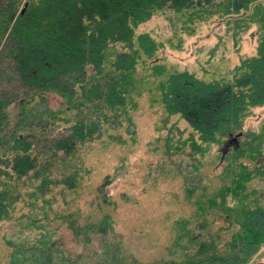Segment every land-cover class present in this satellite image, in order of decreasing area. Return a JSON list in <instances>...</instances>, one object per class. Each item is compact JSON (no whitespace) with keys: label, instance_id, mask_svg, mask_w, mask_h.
<instances>
[{"label":"rangeland","instance_id":"1","mask_svg":"<svg viewBox=\"0 0 264 264\" xmlns=\"http://www.w3.org/2000/svg\"><path fill=\"white\" fill-rule=\"evenodd\" d=\"M24 5L25 2H20L15 14ZM209 11L201 9L200 14H192L190 18V14L182 16L166 9L137 28V31H148L158 41L156 52L162 57L160 67L163 71H186L201 79L231 80L235 72L236 75L241 72L246 61L258 55L263 42L264 0L252 2L246 15L237 21L220 18ZM2 39L0 48L4 43ZM11 65L10 58L4 55L0 62V103L6 110L4 126L16 123L17 102L21 93L30 88L20 77L9 79ZM158 93L159 89L150 87L136 97L135 106L128 107L134 135L131 134L132 124L123 121L117 125L123 115L113 117L110 130L95 121L86 123L80 134L70 135L69 124H56L47 130L48 139H45L52 149L51 153L46 152L47 156L60 159L69 155L64 162L58 160L57 163L60 162L65 170L70 167L69 172L73 173L70 177L77 183L65 188L61 183L52 184L49 178L39 182L38 171L32 173V168L28 171L31 173L25 175L32 179V184L7 185L5 189L0 185V191L11 203L7 208L11 216L0 218V264L13 256L27 260L36 250L31 247L33 243L41 246L48 241L55 244L52 243L53 255L59 264H93L96 253H101V245L96 239L80 240L65 220L73 216L78 223L85 224L105 213L113 226L108 237L116 236L120 240V254L125 257L123 264H192L188 260L196 261L211 253L215 255L212 264H232L236 258L245 256L246 251L240 248L244 246L241 245L243 241L237 235L242 232V223H257L264 230V216H257L264 209V174L260 173L264 170L261 165L264 160V103L251 106L243 118L242 130L232 137L223 135L219 143H211L201 155V152L191 151L189 142H183L189 136L187 123L179 119L173 128L171 122L176 116L166 117L159 103L152 100ZM31 103L35 110L47 113V109L61 108L64 97L48 91L43 98L35 96ZM27 118L32 119V115ZM22 125L20 123L17 128ZM259 133L262 135L259 149L263 155L251 159L247 152L252 139ZM166 135H170L169 142ZM7 136L3 137L5 149L12 145ZM55 140L72 145L73 149L60 148L54 144ZM228 144L233 155L240 146L246 149V153L234 158L232 168L239 171L237 165L243 160L252 177L237 195L228 191L224 200L217 197L216 206L202 213L197 201L201 199L204 206L213 191L224 185L220 175L231 159L223 162L220 148L225 150ZM28 145L33 149L31 152L45 148L41 141L26 137L19 141L16 150H28ZM167 146H171L169 150ZM36 160L34 167L45 169L38 163L39 159ZM56 164L50 167L55 173ZM38 183L42 184L41 189L36 188ZM225 183L231 185L230 179ZM192 187L195 189L189 193L188 188ZM36 190L43 197L34 198ZM35 216L37 221L29 220ZM181 233L183 237L177 240ZM189 235L194 240L190 241ZM200 241L206 244L205 251L199 249ZM263 262L264 242L247 255L242 264ZM108 264H115V261Z\"/></svg>","mask_w":264,"mask_h":264},{"label":"trees","instance_id":"2","mask_svg":"<svg viewBox=\"0 0 264 264\" xmlns=\"http://www.w3.org/2000/svg\"><path fill=\"white\" fill-rule=\"evenodd\" d=\"M22 1L27 2L25 10L15 14ZM256 1L259 0H0V40L4 39L0 62L7 55L12 64L9 79L20 77L30 87L21 93L17 102L16 123L19 126L23 123L20 128L16 123L4 126L6 110L0 103V185H4L5 189L7 185L32 184V179H27L25 175L33 168L31 172L38 171L39 182L49 178L52 184L61 183L65 188L70 183L71 187L74 186L77 182L70 177L73 174L69 172L70 167L65 170L60 162L57 163L58 160L64 162L69 155L60 159L47 156L52 152L49 141L45 139H48L47 130L56 124H69L70 135L80 134L84 125L92 121L110 130L113 128V117L123 115L117 125L123 121L132 124L131 134L134 135L128 107L135 106L136 97L150 87L159 89L152 100L159 103L165 116H176L171 122L173 128L179 119L187 123L189 136L183 142L190 143L192 152H201L202 155L211 143H219L223 135L232 137L236 131L242 130L243 118L251 106L264 103V14L261 18L263 42L258 55L246 61L245 66L240 65L241 72L238 75L235 72L231 80H208L186 71H163L160 67L162 57L156 52L158 41L148 31H137V28L166 9L169 13L174 11L182 16L190 14V18L192 14H200L199 10L207 9L220 18L237 21ZM12 12L15 16H11ZM48 91H55L64 97L63 106L47 109V113L35 110V105L31 103L34 97L43 98ZM62 113L65 115L62 116ZM28 115H32V119H28ZM6 134L12 143L9 149L4 148L3 137ZM26 137L41 141L45 148L31 152L33 149L29 144L28 150L17 151V144ZM261 137L259 133L252 139L247 152L251 159L263 153L259 149ZM165 139L169 142L170 135H166ZM54 144L66 147V150L73 149L72 145L67 146L61 140H55ZM254 144L257 149L252 148ZM229 145L225 150L220 148L223 162L231 159L223 166L220 175L224 185L207 198V206H203L201 199L197 201L198 210L202 213L209 210L208 207L216 206L217 197L224 200L228 191L237 195L252 177L243 160L237 165L239 171L232 168L234 158L246 153V149L240 146L236 149L237 154L233 155ZM37 158L45 169L34 167ZM55 164L58 167L56 173L50 168ZM261 165H264V160ZM260 173L264 174V170ZM228 178L231 185L225 183ZM41 186L38 183L36 188L41 189ZM194 189L188 188V192ZM3 194L0 191V218L11 216L7 209L11 203ZM33 195L34 198L43 197L37 190ZM260 214L264 216V209L257 216L262 217ZM29 220L34 222L38 219L35 216ZM65 221L80 240L88 242L96 239L101 245V253H96L93 264L112 261L123 264L125 257L120 254V240L116 236L108 237V231L113 226L107 213L85 224L78 223L73 216ZM188 232L185 231L186 234ZM237 235L243 241L241 245L244 246L240 248L246 254L233 263L242 264L246 256L264 242V230L257 223L251 225L244 221L242 232ZM182 237L181 233L176 239ZM188 238L194 240L192 235ZM52 243L44 242L41 246L33 243L31 247L36 250L27 258L29 262L26 258L13 256L5 264H59L54 259ZM205 245L203 241L198 242L199 249L204 251ZM246 246L251 248L248 250ZM213 255L188 261L192 264H212ZM71 259L75 261V257Z\"/></svg>","mask_w":264,"mask_h":264},{"label":"water","instance_id":"3","mask_svg":"<svg viewBox=\"0 0 264 264\" xmlns=\"http://www.w3.org/2000/svg\"><path fill=\"white\" fill-rule=\"evenodd\" d=\"M27 4V2H25V5ZM25 7V6H24ZM24 7H23V9L21 10V12H23L24 11ZM13 12L11 13V16H13Z\"/></svg>","mask_w":264,"mask_h":264}]
</instances>
